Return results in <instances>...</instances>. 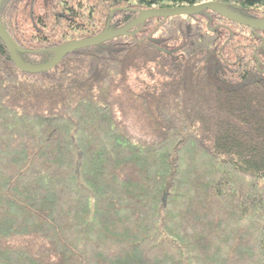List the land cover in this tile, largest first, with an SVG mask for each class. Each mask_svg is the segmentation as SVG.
<instances>
[{
    "label": "trees",
    "instance_id": "trees-1",
    "mask_svg": "<svg viewBox=\"0 0 264 264\" xmlns=\"http://www.w3.org/2000/svg\"><path fill=\"white\" fill-rule=\"evenodd\" d=\"M205 1L1 0L0 19L40 67ZM0 264H264V27L151 18L41 73L0 35Z\"/></svg>",
    "mask_w": 264,
    "mask_h": 264
},
{
    "label": "water",
    "instance_id": "water-1",
    "mask_svg": "<svg viewBox=\"0 0 264 264\" xmlns=\"http://www.w3.org/2000/svg\"><path fill=\"white\" fill-rule=\"evenodd\" d=\"M1 1V0H0ZM201 11H211L217 13L227 19L232 21L245 24L250 28H263L264 27V18L255 20L240 16L228 10L224 5L218 1H205L197 5H186L179 7H168V8H150L144 10L137 18L131 21L128 25L119 30H110L106 28L103 32L88 38H83L79 40L70 41L60 45L57 49V54L55 57L46 65L40 67H30L20 61L17 51H22L17 43L12 39L9 33L4 28L1 19H0V35L4 42L6 43L12 61L15 65L24 72L27 73H41L47 72L55 68L60 61L65 58L68 54L73 51L84 49L87 47L95 46L108 42L118 36L127 34L132 28L141 24L142 22L151 19V18H160V17H173V16H187L195 15Z\"/></svg>",
    "mask_w": 264,
    "mask_h": 264
},
{
    "label": "rangeland",
    "instance_id": "rangeland-1",
    "mask_svg": "<svg viewBox=\"0 0 264 264\" xmlns=\"http://www.w3.org/2000/svg\"><path fill=\"white\" fill-rule=\"evenodd\" d=\"M211 1H215V0H211Z\"/></svg>",
    "mask_w": 264,
    "mask_h": 264
}]
</instances>
